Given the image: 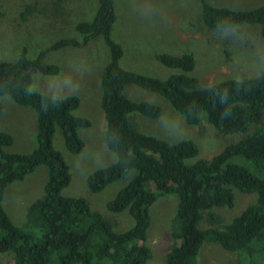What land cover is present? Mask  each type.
Returning <instances> with one entry per match:
<instances>
[{
	"label": "trees",
	"instance_id": "16d2710c",
	"mask_svg": "<svg viewBox=\"0 0 264 264\" xmlns=\"http://www.w3.org/2000/svg\"><path fill=\"white\" fill-rule=\"evenodd\" d=\"M199 4L201 20L208 28L257 24L264 37V4L238 9L214 6L205 0H199ZM31 10V6L24 7L21 18ZM114 21L112 0H97L92 17L73 25L79 39H57L33 58H28L25 47H21L15 61L0 60V97L7 95L14 103L32 108L36 125L35 146L26 153L5 151L12 137L0 130V253L11 251L12 264H48L51 260L58 264H145L151 255L145 244L148 209L165 194L176 196V206L170 233L173 242L165 253L164 264H197L194 257L203 242H213L229 252L245 249L250 253L255 249L264 253V72L199 87L197 79L185 73L159 79L124 69L119 65L121 46L111 38ZM97 36L108 57L99 75L103 142L115 160L89 173L85 186L97 192L134 171L105 204L110 212L126 209L133 219L129 228L119 232L112 230L100 213L91 210L85 198L60 194L70 176L61 154L51 145V137L57 127L64 148L70 153L80 152L83 141L77 130L88 127L89 120L73 114L78 98L72 94L52 97L29 90L32 73L53 76L59 72L57 64L44 61L48 51L81 47ZM154 58L164 67L183 72L194 66L188 52L155 53ZM127 84L162 96L189 125H196L204 112L207 122L221 133L242 132L250 124L254 127L211 158L186 163L185 159L197 153L191 140L168 143L135 128L131 113L157 118L160 109L151 102L127 98L123 94ZM234 156L249 160L256 172L234 162ZM39 165L46 168V180L42 195L26 208L24 225L29 230L24 231L2 207V193L8 183L21 180ZM232 188L242 193L255 192L254 202L221 226H213L220 217L207 212L210 226L199 228L204 211L232 207ZM31 228L38 231V236L32 234ZM259 264H264V254Z\"/></svg>",
	"mask_w": 264,
	"mask_h": 264
},
{
	"label": "rangeland",
	"instance_id": "374dc122",
	"mask_svg": "<svg viewBox=\"0 0 264 264\" xmlns=\"http://www.w3.org/2000/svg\"><path fill=\"white\" fill-rule=\"evenodd\" d=\"M205 1L234 9L264 4V0ZM112 5L115 21L111 27V38L121 46L119 65L124 69L159 79L173 73H185L194 76L199 87L227 78H249L264 72V37L260 35L257 24L210 29L201 20L199 0H112ZM26 6H31L32 10L21 18L20 12ZM96 6L97 0H0V60L15 61L21 47H25L28 58H33L40 49L57 39H79L80 35L73 29L74 23L90 19ZM162 52L173 55L191 53L194 60L192 70L183 72L178 68L164 67L154 58L155 53ZM107 59V49L99 36L81 47L65 46L48 51L44 61L57 64L59 72L53 76L32 73L29 90L52 97L72 94L78 98L73 114L89 120L88 127L77 130L83 141L80 152L70 153L64 148L57 127H54L51 137V145L61 154L70 176L60 194L85 198L89 208L100 213L112 230L119 232L129 228L133 219L126 209L110 212L105 204L126 184L134 171H129L123 178L97 192H90L85 186L89 173L115 160V155L103 142L104 119L100 108L99 75ZM123 94L134 101L151 102L160 109L157 118L131 113L138 131L168 143L187 139L196 145L197 153L185 159L186 163L211 158L224 146L249 134L254 127L250 124L242 132L221 133L207 122L204 112H201L196 125H189L166 99L156 93L127 84ZM0 100V130L12 137L11 144L4 150L29 152L35 146L33 109L14 103L7 95L1 96ZM233 161L256 172L251 162L242 156H234ZM45 180L46 168L39 165L21 180L12 181L3 189L2 207L11 221L24 231L29 230L24 225L26 208L42 195ZM232 193V207H214L204 211L198 222L199 228L210 226L207 212L217 214L220 218L213 226H221L256 198L255 192L242 193L232 188ZM175 206L174 194L162 195L150 205L145 244L151 255L145 264H164L165 253L173 242L170 233ZM30 231L35 236L39 234L35 229ZM263 254L255 249L250 253L245 249L229 252L213 242H203L194 261L197 264H259ZM13 261L11 251L0 253L1 264H12ZM48 264L58 263L51 260Z\"/></svg>",
	"mask_w": 264,
	"mask_h": 264
}]
</instances>
